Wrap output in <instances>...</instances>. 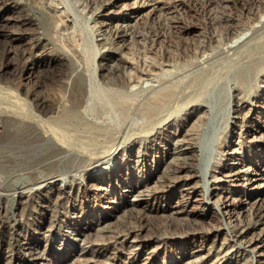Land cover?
<instances>
[{
    "label": "rangeland",
    "instance_id": "obj_1",
    "mask_svg": "<svg viewBox=\"0 0 264 264\" xmlns=\"http://www.w3.org/2000/svg\"><path fill=\"white\" fill-rule=\"evenodd\" d=\"M263 138L264 0H0V264H264Z\"/></svg>",
    "mask_w": 264,
    "mask_h": 264
},
{
    "label": "bare ground",
    "instance_id": "obj_2",
    "mask_svg": "<svg viewBox=\"0 0 264 264\" xmlns=\"http://www.w3.org/2000/svg\"><path fill=\"white\" fill-rule=\"evenodd\" d=\"M142 6V5H141ZM242 38H244V37H242V36H239L238 37V39L237 40H234L232 43H237L239 40H241ZM255 44V43H254ZM248 45V44H247ZM252 47V46H251ZM114 52V51H113ZM234 52V51H233ZM238 60V59H237ZM127 61V60H126ZM258 62H255V64L254 65H252L251 67H250V70H254V69H257L258 67H259V65L257 64ZM79 76V75H78ZM211 77V76H210ZM216 77V76H215ZM87 78V77H86ZM129 79V78H128ZM127 79V80H128ZM78 80V79H77ZM216 80V79H215ZM79 82V81H78ZM135 82V81H134ZM206 82V81H205ZM139 83V82H138ZM133 84V83H132ZM202 85H203V83H202ZM205 85V84H204ZM79 87V86H78ZM85 87V86H84ZM206 87H207V85H206ZM82 88V87H81ZM90 88V87H89ZM209 88V87H208ZM76 89V88H75ZM77 90V89H76ZM88 90V89H87ZM90 90V89H89ZM208 91V90H207ZM79 92V91H78ZM94 92V91H93ZM171 92H172V90H170V89H167V90H164V91H161V92H158V93H156L155 94V96H154V100H159V99H161V98H169L170 96H171ZM84 94V93H83ZM74 95V94H73ZM80 95V94H79ZM115 95V94H114ZM131 95V94H130ZM89 96V95H88ZM121 96V95H120ZM74 97H75V95H74ZM132 97V96H131ZM189 98V97H188ZM80 99H82V96H81V98ZM183 99V98H182ZM122 101H123V103H125L124 105H127V103H128V101L127 100H125V99H121ZM121 100L119 101V103H121ZM191 100V99H190ZM180 101V100H179ZM182 101V100H181ZM151 102H153V100H151L150 102H148L147 104H145V111H146V114L148 115V116H153L154 115V113H155V111H156V108H157V106H156V104H151ZM76 103V102H75ZM193 103V102H192ZM122 104V103H121ZM158 105H160V104H158ZM176 105H177V103H176ZM179 106V105H178ZM42 107V106H41ZM175 107V106H174ZM180 107V106H179ZM43 108V107H42ZM127 108V107H126ZM178 108V107H177ZM186 108V107H185ZM179 109V108H178ZM69 110V109H68ZM180 111V110H179ZM178 111V112H179ZM74 112V111H73ZM168 112V111H167ZM20 113V112H19ZM71 113V112H70ZM21 115V114H20ZM165 115V114H164ZM173 115V114H172ZM168 117V116H167ZM170 117V116H169ZM28 119V118H27ZM164 119H165V117H164ZM167 119V118H166ZM170 119H171V117H170ZM169 119V120H170ZM155 120V119H154ZM163 120V119H162ZM169 120H168V122H169ZM36 121V123H37V121L38 120H35ZM196 121V120H195ZM39 122V121H38ZM161 122V120L159 121V123ZM164 122H166L165 120H163V123ZM39 123H41V122H39ZM198 123V122H197ZM155 124H157L156 122H155ZM28 125V124H27ZM152 125H154V124H152ZM37 126V125H36ZM169 127V124L168 123H166V124H160V125H155L152 129H151V133L153 134V135H155L156 137L157 136H159V135H161L164 131H166V129ZM36 128V127H35ZM143 131H144V129H143ZM143 131H140V132H143ZM145 132V131H144ZM149 132V131H148ZM199 132V131H198ZM134 135V134H133ZM143 135V134H142ZM53 136V135H52ZM195 136V135H194ZM188 137H189V135H188ZM56 139H58V138H56ZM135 139V138H134ZM264 139V138H263ZM50 140V139H49ZM126 140V139H125ZM60 143V142H59ZM115 143V142H114ZM216 143H217V138H216V134H214L213 135V137L210 139V141H209V146H208V148H203V153L205 152L206 154H207V157H206V159H205V168H204V175L206 176V180H207V177L208 176H210V174H211V171H210V169H209V167H210V165H211V163H212V160H213V156H214V153H215V151H216ZM55 145V144H54ZM114 145H116V144H114ZM192 146H193V144H192ZM191 146V147H192ZM62 148V147H61ZM116 149H117V147H115V146H107V148L105 149V151L101 154V155H99L98 156V154L99 153H101L100 151H99V153L97 154L96 153V155L94 154V153H92V154H89V153H86V151H85V153L84 154H86L87 155V157H86V159L87 160H89V156H90V158H95V157H107V156H110V155H112L114 152H116ZM101 150V149H100ZM96 152H97V150H95ZM82 152H84V151H82ZM89 152V151H88ZM172 152V151H171ZM70 154V153H69ZM118 154V153H117ZM71 157V156H70ZM76 158V157H75ZM70 160V159H69ZM84 169H85V167H84ZM89 170V169H88ZM64 180V179H63ZM252 180V179H251ZM208 183V182H207ZM262 215V214H261ZM261 219V218H260ZM264 220V219H263ZM262 221V220H261ZM261 223V222H260ZM263 223V222H262ZM259 229H260V227H259ZM247 232V231H246ZM240 235V234H239ZM244 235V234H243ZM245 236V235H244ZM236 238V237H235ZM254 239V238H253ZM250 244V243H249ZM255 244V243H254ZM257 248V247H256ZM261 248V247H260ZM245 249V248H244ZM262 255V254H261ZM89 260V259H88Z\"/></svg>",
    "mask_w": 264,
    "mask_h": 264
}]
</instances>
